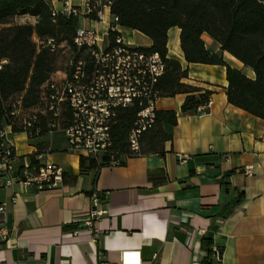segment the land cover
<instances>
[{"label":"crops","instance_id":"1","mask_svg":"<svg viewBox=\"0 0 264 264\" xmlns=\"http://www.w3.org/2000/svg\"><path fill=\"white\" fill-rule=\"evenodd\" d=\"M65 0H51L62 11ZM80 5L84 0H68ZM20 24H35L30 16ZM94 26L93 24H89ZM100 28H102L100 26ZM127 43L148 49L140 32L121 29ZM168 58L188 70L183 83L212 92L205 116L182 112L186 95L161 98L157 110L177 112L168 128L173 140L165 154L122 157L120 165L81 168V152L68 150L60 134L31 140L14 135L17 166L54 164L64 171L63 184L35 192L0 180V264H203L202 240L222 250L221 263L264 264V119L228 102L226 69L187 63L180 29L168 33ZM207 49L220 45L203 35ZM224 60L254 78L228 52ZM251 168L250 175L243 169ZM97 192L104 214L86 226Z\"/></svg>","mask_w":264,"mask_h":264},{"label":"trees","instance_id":"2","mask_svg":"<svg viewBox=\"0 0 264 264\" xmlns=\"http://www.w3.org/2000/svg\"><path fill=\"white\" fill-rule=\"evenodd\" d=\"M111 14L122 28L137 31L152 41L146 49L158 53L166 66L157 90L160 98L186 95L182 112L197 111L207 104L212 92L183 83L188 70L179 61L168 58V33L180 29V46L187 63L219 65L226 69L228 102L249 114L264 119V0H112ZM30 16L35 24H20L17 18ZM79 20L75 17L53 16L51 0H0V128L12 125L14 134L24 133L15 109L28 115L38 113L39 121L28 132L35 140L49 135L50 117L46 97L48 85L58 69L59 52L41 47L36 40L54 39L57 45L72 47ZM207 34L220 45V53L210 52L203 40ZM115 33H110L113 42ZM228 52L254 78L231 67L223 58ZM138 110H120L112 128L113 146L101 161L81 158V168H100L110 164L111 157L120 160L141 155L165 154V145L173 140L168 128L177 125V112L157 110L155 122L139 140V154L129 146V134ZM122 164V163H121ZM39 167L32 161L30 170ZM207 250L203 264H214L212 237L202 240ZM221 250V249H220ZM222 251V250H221Z\"/></svg>","mask_w":264,"mask_h":264},{"label":"built area","instance_id":"3","mask_svg":"<svg viewBox=\"0 0 264 264\" xmlns=\"http://www.w3.org/2000/svg\"><path fill=\"white\" fill-rule=\"evenodd\" d=\"M111 6L112 0H84L80 5L65 0L62 11L52 6V13L54 17L63 15L79 20L72 47L57 45L54 39L36 40L39 46L52 52L62 50L68 58L65 71H57L48 85V110L42 115L50 117L49 134L62 135L69 151L81 152L97 161L110 154L112 128L119 111L130 108L138 112L128 141L131 152L139 154L140 137L155 122L157 103L161 99L157 85L166 70L158 53L126 42L118 18L111 14ZM110 33L116 34L113 42ZM210 106L211 99L197 108V115L205 116ZM12 116L19 118L18 125L27 136L39 121L36 111L25 115L21 109H15ZM14 135L12 125L0 128V180L5 186L18 183L35 192L60 187L64 171L57 165L46 163L35 170L17 166ZM110 164L120 165L121 159L111 157ZM243 172L250 175L252 169L247 167ZM92 201L93 208L86 221L88 228H93L94 222L104 214L99 208V193L92 195ZM6 207L7 204H1L0 213ZM0 236L2 241L8 240L5 229L0 230ZM211 251L214 262L221 263L223 252L213 246Z\"/></svg>","mask_w":264,"mask_h":264},{"label":"rangeland","instance_id":"4","mask_svg":"<svg viewBox=\"0 0 264 264\" xmlns=\"http://www.w3.org/2000/svg\"><path fill=\"white\" fill-rule=\"evenodd\" d=\"M102 29V28H101ZM107 41L105 42V44H107ZM67 53L63 52L62 50L59 52V55H58V69L59 71L63 72L65 71L66 69V62H67Z\"/></svg>","mask_w":264,"mask_h":264}]
</instances>
